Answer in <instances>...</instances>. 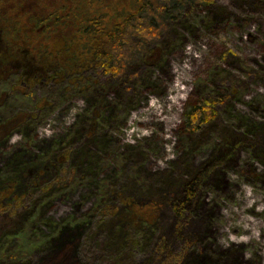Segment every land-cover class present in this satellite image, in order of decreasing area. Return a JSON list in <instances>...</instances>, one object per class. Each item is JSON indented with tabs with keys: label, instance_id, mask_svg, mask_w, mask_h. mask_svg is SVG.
Listing matches in <instances>:
<instances>
[{
	"label": "rangeland",
	"instance_id": "rangeland-1",
	"mask_svg": "<svg viewBox=\"0 0 264 264\" xmlns=\"http://www.w3.org/2000/svg\"><path fill=\"white\" fill-rule=\"evenodd\" d=\"M12 76L0 203L25 204L11 229L0 207V264H162L151 248L169 239L182 264H264V137L249 143L264 136V0L187 6L123 76L92 66L30 96ZM209 97L217 119L190 133L189 108ZM195 175L202 189L179 214L168 201ZM157 198L154 226L136 228L123 201Z\"/></svg>",
	"mask_w": 264,
	"mask_h": 264
},
{
	"label": "trees",
	"instance_id": "trees-1",
	"mask_svg": "<svg viewBox=\"0 0 264 264\" xmlns=\"http://www.w3.org/2000/svg\"><path fill=\"white\" fill-rule=\"evenodd\" d=\"M217 1L0 0V79L12 74L13 92L30 96L41 83L51 85L53 89V83L57 84L69 75L74 80L76 75L92 66L101 67L115 77L123 76L130 63L141 56L143 48L162 37L170 23L182 17L187 6L208 7ZM44 102L42 100L40 106ZM217 102L209 97L189 108L186 128L190 133L209 128L214 123L219 115ZM255 137L250 144L263 143L264 136ZM67 154L69 156L71 151ZM53 167L56 163L49 161L47 168ZM204 179L202 175H195L187 181H179L174 190L182 187L183 196L168 201L175 212L182 214L199 194ZM4 195L1 191L0 198ZM14 199L7 205L0 203L2 211L10 215L1 229H11L19 221L18 215L14 216L25 204V196ZM123 206L130 221L136 228H141L154 226L158 210L164 204L157 198L145 203L123 201ZM179 238L183 239L182 236ZM173 243V239L165 243L156 240L151 248L154 252L151 261L155 258L163 261L162 264H182L187 252L176 253L172 249Z\"/></svg>",
	"mask_w": 264,
	"mask_h": 264
},
{
	"label": "bare ground",
	"instance_id": "bare-ground-1",
	"mask_svg": "<svg viewBox=\"0 0 264 264\" xmlns=\"http://www.w3.org/2000/svg\"><path fill=\"white\" fill-rule=\"evenodd\" d=\"M236 238V237H235ZM245 240V238H243V237H237L236 238V241H238V242H241V241H244Z\"/></svg>",
	"mask_w": 264,
	"mask_h": 264
}]
</instances>
